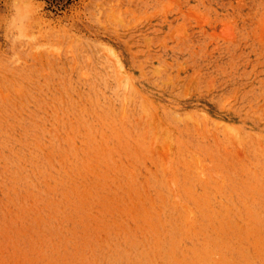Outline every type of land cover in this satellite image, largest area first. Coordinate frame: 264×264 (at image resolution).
I'll return each instance as SVG.
<instances>
[{
  "label": "rangeland",
  "instance_id": "obj_1",
  "mask_svg": "<svg viewBox=\"0 0 264 264\" xmlns=\"http://www.w3.org/2000/svg\"><path fill=\"white\" fill-rule=\"evenodd\" d=\"M0 264H264V0H0Z\"/></svg>",
  "mask_w": 264,
  "mask_h": 264
}]
</instances>
